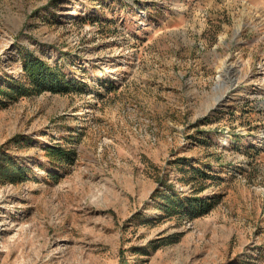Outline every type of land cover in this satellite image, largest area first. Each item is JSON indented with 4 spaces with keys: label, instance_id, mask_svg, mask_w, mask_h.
Segmentation results:
<instances>
[{
    "label": "rangeland",
    "instance_id": "rangeland-1",
    "mask_svg": "<svg viewBox=\"0 0 264 264\" xmlns=\"http://www.w3.org/2000/svg\"><path fill=\"white\" fill-rule=\"evenodd\" d=\"M27 51L79 88L0 94V264H264V0H0Z\"/></svg>",
    "mask_w": 264,
    "mask_h": 264
},
{
    "label": "trees",
    "instance_id": "trees-1",
    "mask_svg": "<svg viewBox=\"0 0 264 264\" xmlns=\"http://www.w3.org/2000/svg\"><path fill=\"white\" fill-rule=\"evenodd\" d=\"M20 58L22 59L21 72L13 79H3L6 88L0 89V94L9 97L11 94H14L13 96L18 97L32 93L38 94L43 91L67 93L72 89L71 86L79 88L77 84L66 82L56 65L50 66L47 62L40 60V58L28 51L25 54L20 53ZM47 150L50 156L57 158L60 163H72L71 151L64 150L59 146L48 147ZM0 172L5 177L8 176L12 179L18 178V175L21 173L19 167H13L5 163L3 166L0 164ZM163 196L167 201L160 208L170 214L180 213L185 206H189L188 213H191L207 205L206 201H199L198 199H176V195H167L166 193Z\"/></svg>",
    "mask_w": 264,
    "mask_h": 264
}]
</instances>
